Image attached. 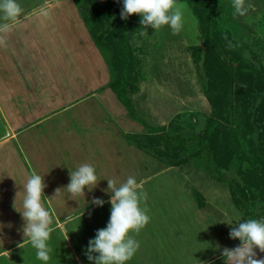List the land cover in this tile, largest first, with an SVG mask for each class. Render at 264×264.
I'll return each instance as SVG.
<instances>
[{
    "label": "rangeland",
    "instance_id": "374dc122",
    "mask_svg": "<svg viewBox=\"0 0 264 264\" xmlns=\"http://www.w3.org/2000/svg\"><path fill=\"white\" fill-rule=\"evenodd\" d=\"M16 3L23 9L19 17L6 20L0 11V26H9L8 32H0L4 41L0 44V264H44L24 236L25 221L20 211L24 185L32 172L37 173L30 164L32 155L28 154V147H35V151L41 148L40 152L52 158L51 141L55 137L60 138L57 151L63 159L57 163L52 158L55 167L51 169L55 175L65 170L68 176L54 175L50 183L46 182L48 178L44 179L47 187L42 203L53 216L48 241L53 251L48 264H93L85 251L89 240L107 226L110 218L107 179L123 182L129 176H134L139 190L147 193L141 207L148 209L150 221L139 234L130 233L140 247L126 264H226L223 249L241 244L238 238H230L231 229L238 222L259 218L234 205L228 183L211 178L203 166L204 160L190 156L188 162L183 160L165 169L158 154L165 152L166 142L154 139L148 131L150 127L131 116L108 85L113 76L108 49L95 43L80 9L89 0L88 4L79 5L75 0ZM247 4L254 5V9L245 16L236 15L233 6L232 9L251 48L246 60L258 68L259 64L264 65V0H246ZM131 16L134 72L139 81L133 98L139 116L149 126L173 123L182 130L203 134L207 122L217 115L191 56V47L202 39L189 6L178 34H173L169 26H162L159 31L151 26L144 30L141 16ZM116 20L113 15L109 27ZM144 31L146 35L141 34ZM209 83L211 87L212 82ZM250 83H241L236 93L254 141L264 152V78L258 84ZM217 104L222 116L211 142L215 160L219 170L234 175L243 184L245 175L242 169L238 170L241 165L223 138V129L229 126L223 115L229 106L221 95ZM26 114L42 119L35 130L38 134L47 133L46 139H37L35 135L32 140L27 137L29 132L22 134L30 122H37L25 120ZM107 115L114 117V125L120 130L116 126L114 130L105 128ZM8 128L17 136L13 132L9 136ZM11 137L14 139L5 142ZM148 143L151 147L146 151L139 148ZM81 144L80 152L84 153H73L72 146L77 149ZM83 163L93 165L100 179L93 190L85 188L84 196L73 199L61 189L59 196L49 200L57 188L70 183L69 171ZM93 198L105 203L96 206ZM57 204L62 205L59 211ZM70 209H74L73 217L66 214ZM255 251L256 258L264 259V253L258 248Z\"/></svg>",
    "mask_w": 264,
    "mask_h": 264
},
{
    "label": "trees",
    "instance_id": "16d2710c",
    "mask_svg": "<svg viewBox=\"0 0 264 264\" xmlns=\"http://www.w3.org/2000/svg\"><path fill=\"white\" fill-rule=\"evenodd\" d=\"M87 1L75 0L77 5ZM92 1L95 2L91 3ZM180 2H185L189 6L196 19L202 41L191 47V56L217 115L215 119L207 122L203 134L182 130L173 123L149 126L147 120L139 116L133 98V94L139 88L131 45L134 23L131 15L127 20L121 19L123 0H89V4L80 6V9L95 43L102 49H108L107 58L113 71L112 79L108 82L109 87L131 116L140 119L145 127H150L151 130L148 131L153 134L154 139L166 142L165 152L157 153L162 165L169 167L178 165L183 160L188 162L187 158L190 156L204 160L203 166L211 178L228 183L234 205L247 215L263 219L264 152L254 141L247 126L245 109H242L236 90L242 87L241 83L251 84L252 81L260 83L264 78V65L259 64L257 68L254 62L246 60V53L251 48L238 19L235 18L232 0H180ZM113 15L117 20L113 27H109L108 22ZM252 56L254 58L255 53ZM208 81L212 82L211 87ZM217 88L218 90L214 91ZM219 95L224 104L229 106L228 112L223 115L229 125L223 129V138L241 165L238 170L242 169L245 175L243 184L234 175L219 170L211 146L212 139L221 126L219 116L222 114L220 115L217 104ZM26 117L28 118L25 120L34 118L29 114H26ZM130 141L132 142V139ZM152 144L155 145V141ZM150 147L148 143L141 144L139 148L146 151ZM153 158L157 160V155Z\"/></svg>",
    "mask_w": 264,
    "mask_h": 264
},
{
    "label": "clouds",
    "instance_id": "9594fccd",
    "mask_svg": "<svg viewBox=\"0 0 264 264\" xmlns=\"http://www.w3.org/2000/svg\"><path fill=\"white\" fill-rule=\"evenodd\" d=\"M232 4L235 14L241 17L254 9V5H246V0H232ZM187 7L180 0H123L120 16L127 20L130 15L139 14L142 29L151 26L159 31L162 26H169L173 34H178L184 27ZM0 11L7 20L19 17L23 9L16 0H0ZM8 31L7 24L0 26V32ZM141 34L146 35L147 32ZM3 43V38L0 37V44ZM69 177L70 183L65 188H57L49 200L59 196L61 189H65L73 199L84 196L85 188L91 192L100 180L94 166L88 163L69 171ZM107 184L105 191L111 193L110 218L107 226L97 230L95 238L89 240L85 255L93 264H126L140 247L130 233L139 234L150 221L148 209L141 207V202L147 200V193L139 190L140 185L134 176H129L123 182L118 178L107 179ZM46 187L43 176L32 172L24 185L23 210L20 211L25 221L24 236L29 238L31 246L36 249V258L44 264H48L53 251L48 244L53 231V216L42 203ZM92 203L102 207L105 202L93 198ZM237 224L231 229L229 236L232 239L238 238L241 244L232 249H223L226 264H264V259L256 258L255 251L258 248L264 253V219H247L246 222Z\"/></svg>",
    "mask_w": 264,
    "mask_h": 264
},
{
    "label": "crops",
    "instance_id": "0c3cea01",
    "mask_svg": "<svg viewBox=\"0 0 264 264\" xmlns=\"http://www.w3.org/2000/svg\"><path fill=\"white\" fill-rule=\"evenodd\" d=\"M110 116L107 115V117L104 120L105 121V124H104L105 125V128H109L110 127V129H113L114 130L115 128H113V127L116 126L117 130H120L117 125H114V124H116V122L113 120L114 117L111 118ZM92 118L95 119L96 118V115H94ZM33 120H37V122H34V123L31 122V123H29V126H27V128H25L24 131L21 130V131H23L22 134L29 135V133H30V135L27 136V137L29 139H32V140H35V135L37 136V139H38V137H41V138L46 139L47 133H45L43 131H39V134H38V131L35 130L36 124L39 123L42 119L41 118L40 119H38V118L36 119V117H34ZM33 128H34V130H32ZM8 130L10 131L9 136L11 135V132H13L14 136L15 135L17 136L16 132H14L12 130V128H8ZM105 130H109V129H105ZM34 131H35L36 134L33 133ZM111 132L114 133L113 131H111ZM13 139H14V137L8 138L6 140L4 138L5 142L8 141V140L9 141L10 140H13ZM59 140H60V138H56L55 137V138H52V141H51V147L53 148V152L51 153V154H53L52 155L53 156L52 158L54 159V161L56 160L55 162H57V163L59 161H61V159H63V157L60 155L59 151H57V148H59V145H58ZM117 141L120 142V138L119 137L117 138ZM82 146H83V144H81L80 147H79V145H77V147H79L77 149H75L72 146V148H73L72 151H74L73 153L78 154L81 151ZM61 147H63V148L65 147V150H67L65 144H61ZM28 148H30L29 151H28V154H30V152H31V155H32V156L29 155L30 156V160L32 161V162L30 161V164L31 165L33 164L34 165V168L37 171V174L43 176V179L48 178V180L46 182H49V183L50 182H53L52 179H54L55 176L58 177V178H67L68 174L66 173L65 170H63L61 172H56V175L54 174L53 170L51 169V167H53V166L55 167L54 162L52 161V158H51L50 155H47V153L45 154V153L40 152L41 148H38L37 151H35V147L34 148L28 147ZM86 148H90V147L86 146ZM44 150H47V149H44ZM81 153H84V151L80 152V154ZM27 161H29V160H27ZM109 162H112V161H109ZM111 168H113V167L111 166ZM167 168H169V167H167ZM165 169H166V167H165ZM132 175H133V172H132ZM134 175H135V173H134ZM143 177L145 179L146 176L144 175ZM58 178H56L57 179L56 182H59V179ZM58 200H61V198L59 197ZM59 202H57V203H59ZM61 209H62V205H58L57 204V211H59ZM73 210L74 209H70L68 212H66V214H67L68 217L69 216L73 217V215L75 214L73 212ZM59 214H61V213H59Z\"/></svg>",
    "mask_w": 264,
    "mask_h": 264
},
{
    "label": "bare ground",
    "instance_id": "6f19581e",
    "mask_svg": "<svg viewBox=\"0 0 264 264\" xmlns=\"http://www.w3.org/2000/svg\"><path fill=\"white\" fill-rule=\"evenodd\" d=\"M135 260V259H134Z\"/></svg>",
    "mask_w": 264,
    "mask_h": 264
}]
</instances>
